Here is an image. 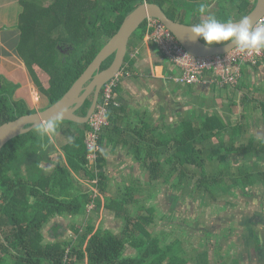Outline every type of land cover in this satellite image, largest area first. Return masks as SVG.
Segmentation results:
<instances>
[{
	"label": "trees",
	"instance_id": "obj_1",
	"mask_svg": "<svg viewBox=\"0 0 264 264\" xmlns=\"http://www.w3.org/2000/svg\"><path fill=\"white\" fill-rule=\"evenodd\" d=\"M47 1L50 0H21L23 12L18 24L21 36L17 47L34 85L46 101V108L58 102L69 91L137 6L147 2L156 3L164 9L165 5L172 3V0H52L49 5H45ZM212 1L219 2L221 12H218L216 19L223 22L241 20L253 10L257 2ZM165 12L177 20L166 10ZM141 28L142 32L134 36L143 40L146 36V23ZM235 37V34H231L223 43L226 44ZM134 51L135 48L129 44V53L123 67V70L132 75L130 54ZM113 59L114 57L109 58L101 70L107 69ZM34 66H38L49 76L48 87L43 85ZM6 92L5 85L2 84L0 126L37 112L25 100H14L13 89L12 94ZM90 103L87 102L84 115L88 112ZM122 110V107L111 110L109 120L112 126L105 128L100 136L101 149L96 162L88 160L89 152L85 145L88 124L66 122L67 128L62 125L61 129L51 124L50 133L57 137L62 153L55 149L43 127L13 139L1 150L0 227L5 226L6 230L3 236L0 235V250L3 253L0 264L189 263V260L181 256L182 248L175 247L180 246L178 242L162 246L160 240L154 237L149 229L154 220L150 209V215L132 216L127 211L126 205L133 198V191L126 193L128 199L113 200L107 204L110 210L124 218L119 233L103 229L95 231V225L90 222L85 223V227H74L71 221L66 223L61 220L65 216L86 214L93 202V211H100V195H106L109 181L103 171L106 163L104 149L109 141L114 144L115 135L120 133V129L116 127L118 119L114 116H120ZM182 125L184 130L175 141L176 154L173 160L176 171H163L159 158L152 162L142 159L150 170V183L161 180L167 182L173 178L177 181L175 187L180 188L185 186L184 181L191 179L194 180L191 191H194L195 197L203 192L213 194L212 188L215 185L221 186L227 194L232 186H224L225 181H232L234 186L241 185L243 188L252 186L255 182L264 184V171H216L208 174L205 169L204 156L211 161L220 151H244L246 154L256 151V155H262L253 143L245 146L234 142L240 134L246 133L242 124L238 122L232 128L231 139L227 144L223 142V138L229 128L220 117H209L202 126H192L188 122H182ZM211 140H218L219 146H213ZM156 144L163 149L162 140L156 141ZM211 152L214 153L213 157ZM170 162L173 161L170 159ZM190 166H195L200 171H190ZM75 175L83 180H96L99 195L94 198L92 190H83ZM252 222V219L249 220V223ZM46 226L48 228L44 231ZM43 232L49 233L50 241H45ZM251 235L257 244L256 231L251 230ZM128 247L135 249L137 256L125 257ZM11 251L15 255H9ZM196 260L197 264H209L206 252L197 256Z\"/></svg>",
	"mask_w": 264,
	"mask_h": 264
},
{
	"label": "crops",
	"instance_id": "obj_2",
	"mask_svg": "<svg viewBox=\"0 0 264 264\" xmlns=\"http://www.w3.org/2000/svg\"><path fill=\"white\" fill-rule=\"evenodd\" d=\"M208 9H210L209 13L199 14L202 17L201 19H197L198 17L195 16L193 23H186L183 21L184 17L181 19V15L180 22H185L187 25L226 23L216 19L218 12H220L219 8L217 11H213L212 6ZM22 12L21 0H0V73L6 77V80H10V83L21 85V88L17 89L16 95L18 96L22 93L25 84L27 86V83L32 81L17 50L21 36L18 24ZM229 36L210 38L207 39V42L210 45H222L225 40L229 39ZM130 45L135 48L137 54L131 60L133 75L123 79L120 89L117 91V100L121 103L123 110L120 116L116 114L114 117L118 119V126L116 127L120 129V133L115 135L116 141L114 144L109 141L104 149L106 152V163L103 171H105L109 181L106 195H100V211L108 208L107 204H110L113 200L128 199L126 193L133 191V198L129 200L126 206L132 205L135 209L138 206L136 215L132 216L144 214L143 211L146 210V207L140 204L138 196L144 189L153 197L155 192H157V200L160 199V195L163 196V199H165L163 202L166 206L167 204L169 205L170 210L173 207L182 209L183 204L181 203L186 202L185 191L181 190L183 188L175 187L176 180L167 182L161 180L150 183L148 173L150 170L143 161L146 159V162H152L154 159L157 160L159 158L163 164V171H176V164L173 160L176 154L175 141L184 130L182 122L192 123V126H202L209 117H220L229 128L223 138L225 144L229 143L230 135H232L231 130L239 122L244 126L246 133L240 134L234 142L238 145L241 143L245 144V146L253 143L254 147L256 146L262 155H256V151H253L252 154L251 152L246 154L244 151H220L219 155L214 156V153L211 152L214 160L210 161L204 156L205 169L206 171L208 169V174H214L216 171H254L257 169L258 163L261 160L264 161V58L256 67L244 66L239 84L233 88L217 86L213 82V76L210 73H206L200 83L181 85L173 81V78L178 73L177 69L160 53L154 44L146 38L140 40L136 37L130 41ZM34 69L39 77V72H42V70L38 66H34ZM2 84L1 82L0 86ZM41 96L42 101L41 99L40 101L45 103L43 95ZM20 99L23 98L20 97L18 100ZM45 106L43 105L40 110L45 109ZM242 117L245 119H242ZM241 120L243 121L241 122ZM160 140L164 142L163 149L156 144V141L159 142ZM117 141L118 144L116 143ZM211 144L219 146L220 142L211 140ZM208 147L209 144L207 143L206 148ZM170 159L173 161L172 163ZM188 169L190 171H200L195 166H190ZM77 179L83 190H93L90 181L79 177ZM223 184L226 187L232 186L227 194H225L221 186L215 185L212 188L213 194L203 192L198 195L199 197H196L200 199L205 195L216 199L215 197L221 194L236 199L240 197L241 201H245V205H250V203L257 201L258 197L264 194V184L262 182H255L254 185L247 188H243L241 185L234 186L233 183L229 184V181H225ZM148 187H150L149 190L146 189ZM161 189L163 193L160 194ZM191 190V187L186 189L187 193H190ZM116 191L119 192L118 194L125 195V197L119 199L117 195L112 196L111 193ZM134 192L138 193L136 198L134 197ZM196 197L194 196L193 199L196 200ZM255 206L256 208L261 207ZM142 207L145 209L142 210ZM169 209L167 208L166 210ZM192 209L194 208L192 207ZM113 213L116 216V212L114 211ZM247 217L248 220L252 219L248 215ZM71 218L61 220L68 223L72 220ZM116 219V224L109 225L107 223L105 227L97 229L110 230L114 234L119 233L124 221L118 217ZM169 233L170 231L166 233L164 230L159 232V234H163L161 240L157 237V234L154 235L153 233V235L160 240L162 245V241L170 240ZM209 233L211 234V232ZM44 235L46 240L50 241L49 233ZM61 238H64V236H61ZM176 242L179 245L181 243L182 246L181 241L176 239L173 243ZM170 244L166 243L162 246ZM181 248L185 251L183 247ZM262 252L260 250L259 252L256 251L257 255L254 257L264 264V250ZM187 254L185 251V254H181V256H184L186 260ZM135 256H137L136 250L128 247L125 251V257L132 258ZM195 256L197 258L196 254ZM193 258L188 259V264H197V260ZM243 261L246 263L247 259ZM249 263H252L251 260Z\"/></svg>",
	"mask_w": 264,
	"mask_h": 264
},
{
	"label": "rangeland",
	"instance_id": "obj_3",
	"mask_svg": "<svg viewBox=\"0 0 264 264\" xmlns=\"http://www.w3.org/2000/svg\"><path fill=\"white\" fill-rule=\"evenodd\" d=\"M51 1L52 0L47 1L46 5H49ZM171 2L173 6L171 4H167L164 9L168 13L172 14L177 20H180L181 15V19L184 17L183 21L186 23H193V21H195V16L198 17L197 19H201L202 17H200L199 14L209 13L210 9L208 8L210 6L213 7V11H217L218 7L220 10L221 7L219 2L212 0H172ZM141 32L142 28H140L135 34L139 35ZM136 37L137 36H133L131 41ZM39 78L43 85L48 87L49 76L39 72ZM5 79L6 77L0 73V81H5L3 82V85H5L7 91L6 93L12 94L13 89L14 100H18L22 97L32 109L36 110H40L44 105V102H41L42 96L34 85V82L30 81V83H27V86L25 84L22 93L18 96L16 95L17 89H20L21 85H14L10 83V80ZM52 124L58 126L60 129L62 125L64 128H67V125H65L66 122L64 121H58ZM42 127L43 130L49 134L52 144L55 149L58 150V153L62 152L59 150L58 140L56 139L57 137H53V134L50 133V128L52 127L51 124H47ZM53 156L56 157V155ZM254 171H264L263 160L258 163L257 169ZM170 180L173 181L175 179L172 178ZM193 183L194 180L191 179L183 182L185 186L182 187L183 189L181 190L185 191L186 202L184 201V203H181L183 204L182 209H176V207H173L170 210L167 202H165L167 206L164 204L163 200L165 199H163V196L160 195V199L157 200V192H155L154 197L151 196L145 189L141 191L140 194L134 192V197L136 198V194H138L140 204H143L142 206L146 207V210H144L143 213L145 215H150L148 209H151L150 211H152L154 220L149 228L152 233H154V235L157 234V237L161 240L164 233L159 234V232L162 230L166 233L170 231V240L162 241V245H165L166 243H173L176 239H178L182 242V246L181 243L180 246L188 253L186 260L191 259V257H194L193 259L196 260L195 254L199 256V253L206 252L209 264H262L256 257H254L257 253L253 249L254 247L250 246L252 244L251 237H248V230H250V228L255 229L259 225L249 223L247 215L250 217L253 215H260L261 217H264V194L259 196V199H257V201L255 200L256 202L254 201L250 203V205H245V201H241L240 197L236 199L234 197L224 196L221 194H218L215 197L216 199L212 196L204 195L202 198L199 199L198 196L196 197V200H194V191H191L190 193H187L186 191L188 187H193ZM229 184H232V182L229 181ZM149 188L150 187L146 189L149 190ZM118 193L119 192L116 191L111 193V195H117L119 199L121 197H125V195ZM161 193H163L162 189L160 191V194ZM259 201L261 202L259 203ZM255 205L261 207L256 208ZM192 207L194 209H192ZM126 208L131 215H136L138 206H136V209L132 205H129L128 207L126 206ZM167 208L170 211L166 210ZM91 209L92 208H89V210L87 209L86 214L72 217V220H70L72 225L74 227H85V223L90 222L95 225V230H97V228H102L103 226L105 227V224L107 223H109V225L116 224V217L124 221L123 216L119 217L117 212L115 216L113 213L114 211H111L108 208L102 209L98 213L94 212V209ZM65 217L70 218L68 216ZM183 225L186 227H182ZM256 229L263 232L260 233L261 242L263 243L264 231L261 226ZM209 232H211V234ZM45 241L47 242V240ZM180 246L176 245L175 247L181 248ZM185 251L181 252L182 255L185 254ZM182 257L184 259V256ZM244 259H247L246 263L243 261ZM250 260L252 263H249Z\"/></svg>",
	"mask_w": 264,
	"mask_h": 264
},
{
	"label": "water",
	"instance_id": "obj_4",
	"mask_svg": "<svg viewBox=\"0 0 264 264\" xmlns=\"http://www.w3.org/2000/svg\"><path fill=\"white\" fill-rule=\"evenodd\" d=\"M263 17L264 0H257L253 10L239 21L187 25L169 17L160 5L144 2L125 18L117 34L107 41L86 71L58 102L0 126V152L13 139L50 123L64 121L87 125L95 112L103 86L123 69L131 38L149 18L161 21L193 56L207 57L227 54L244 43ZM231 34L236 37L226 44L215 46L207 42V39ZM111 57H114L112 64L101 70L102 65ZM91 96L93 101L86 115H78L76 112Z\"/></svg>",
	"mask_w": 264,
	"mask_h": 264
},
{
	"label": "built area",
	"instance_id": "obj_5",
	"mask_svg": "<svg viewBox=\"0 0 264 264\" xmlns=\"http://www.w3.org/2000/svg\"><path fill=\"white\" fill-rule=\"evenodd\" d=\"M145 38L154 44L160 53L177 69L178 73L173 78L175 83L193 85L200 83L206 73L213 76V82L219 87H236L242 76L244 66H258L264 58V17L254 26L252 32L244 43L224 55L195 57L189 53L174 34L155 18L146 22ZM137 51L130 54V59L135 58ZM130 72L121 70L113 79L107 82L101 91L100 101L95 112L88 122L85 145L88 150V160L96 162L100 152L99 140L103 130L111 125L109 114L113 108H120L117 100L116 89L123 79L131 77ZM97 181H91L96 198ZM95 202L89 207L94 209ZM91 209V210H92Z\"/></svg>",
	"mask_w": 264,
	"mask_h": 264
},
{
	"label": "flooded vegetation",
	"instance_id": "obj_6",
	"mask_svg": "<svg viewBox=\"0 0 264 264\" xmlns=\"http://www.w3.org/2000/svg\"><path fill=\"white\" fill-rule=\"evenodd\" d=\"M89 101H91V104H92V101H93V96H91L88 100H87V102H89ZM99 101H100V98H99ZM98 101V102H99ZM87 102L85 103V105L79 110V111H77L76 113L78 114V115H81V116H85L84 115V110L86 109V104H87ZM91 106V105H90ZM50 124H52V123H50ZM250 218H252V223H254V224H257V225H259L258 227H262V230L264 231V217H261L260 215H253L252 217H250ZM251 220V219H250ZM258 227H256V228H258ZM48 227L46 226L45 227V229H44V231L47 229ZM251 229L250 228V230H248V237H251V242H252V244L250 245V246H256V248L254 247L253 249L255 250V252L256 251H258L259 252V250L262 252V250H264V242L262 243L261 242V238H260V233H263L262 231H258V229ZM6 230V227L4 226V227H0V235L1 236H3V234H4V231ZM251 230H254V231H256V237H257V242H258V246H257V244H255L254 243V241H253V237H252V235H251ZM43 234H45V232H43ZM44 238H45V235H44ZM45 240H46V238H45ZM11 253H13V255H15V253L13 252V251H11L10 253H9V255H11ZM3 255V253L1 252V250H0V256H2Z\"/></svg>",
	"mask_w": 264,
	"mask_h": 264
},
{
	"label": "bare ground",
	"instance_id": "obj_7",
	"mask_svg": "<svg viewBox=\"0 0 264 264\" xmlns=\"http://www.w3.org/2000/svg\"><path fill=\"white\" fill-rule=\"evenodd\" d=\"M36 97V96H35Z\"/></svg>",
	"mask_w": 264,
	"mask_h": 264
},
{
	"label": "clouds",
	"instance_id": "obj_8",
	"mask_svg": "<svg viewBox=\"0 0 264 264\" xmlns=\"http://www.w3.org/2000/svg\"><path fill=\"white\" fill-rule=\"evenodd\" d=\"M91 182V181H90Z\"/></svg>",
	"mask_w": 264,
	"mask_h": 264
}]
</instances>
